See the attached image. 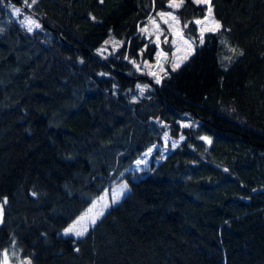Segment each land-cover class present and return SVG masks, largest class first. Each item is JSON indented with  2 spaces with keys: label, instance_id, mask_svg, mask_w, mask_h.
<instances>
[{
  "label": "trees",
  "instance_id": "trees-1",
  "mask_svg": "<svg viewBox=\"0 0 264 264\" xmlns=\"http://www.w3.org/2000/svg\"><path fill=\"white\" fill-rule=\"evenodd\" d=\"M168 1L0 0V252L29 264H264V0H182L160 25L173 19L182 36L174 59L161 44L157 82L144 66L156 45L139 30ZM209 5L220 27L201 32ZM183 117L195 127L179 129ZM164 132L182 141L130 179ZM121 180L127 192L83 236H61Z\"/></svg>",
  "mask_w": 264,
  "mask_h": 264
},
{
  "label": "rangeland",
  "instance_id": "rangeland-1",
  "mask_svg": "<svg viewBox=\"0 0 264 264\" xmlns=\"http://www.w3.org/2000/svg\"><path fill=\"white\" fill-rule=\"evenodd\" d=\"M194 3L198 4L196 0H192ZM182 0H169L167 6L170 10L167 12H158L154 17L148 20V22L139 30L143 37L151 36V40L156 45V54L152 63L145 66V71L155 80H159L161 75L164 72L165 67L169 68V61L166 59V56L163 54L161 49V44L168 42L171 50V59H174L177 55L175 48L174 40H178L182 36L180 28L173 21V19L166 25V27L160 28L161 24L167 23L168 20L172 17V12L178 8L173 5L181 4ZM207 4V3H203ZM208 8L205 11V16L200 19L202 23L197 24L194 21L196 27L201 32L203 31H212L215 30L216 25H211V19L207 15ZM33 21L29 16H22L19 19V24L26 30L32 31L35 30L36 23H29ZM31 29V30H29ZM166 32L167 35H163ZM168 36V38H167ZM176 38V39H175ZM108 45L112 48L117 46L116 41L113 38L108 40ZM108 50L104 45L99 48L98 52L100 54L106 53ZM179 129L182 128H194L196 122L193 120L183 117L177 122ZM182 141L181 135H177L175 138H172L168 135V132H164L160 138L159 143L153 144L148 147V149L143 152L126 170L128 177L134 179L139 177L144 173H147L150 170V166L158 164L163 160L170 151H172L180 142ZM123 180L117 181L112 184L109 188L101 192L81 213H79L73 220H71L60 232L61 236H69L72 238H79L73 233L65 234V229L73 225L75 221L81 217L95 216L96 221L98 218L112 205L118 202V200L127 192V186ZM119 193L118 199L113 202V195ZM91 210V212L89 211ZM99 213V215H97ZM93 224L89 222L88 229ZM0 264H29L25 259L21 258L18 251L12 247L6 248L0 252Z\"/></svg>",
  "mask_w": 264,
  "mask_h": 264
},
{
  "label": "snow or ice",
  "instance_id": "snow-or-ice-1",
  "mask_svg": "<svg viewBox=\"0 0 264 264\" xmlns=\"http://www.w3.org/2000/svg\"><path fill=\"white\" fill-rule=\"evenodd\" d=\"M32 4L36 3V0H31ZM197 3H208V0H196ZM25 3H27V0H25ZM29 7H31V5H28ZM174 7H179V4L173 5ZM20 9H15V12H19ZM209 14H211V6L209 5ZM29 23H34V21H29ZM197 24L202 23V21L197 20L196 21ZM36 27H39V25L37 24ZM216 27L219 28L220 25L217 23ZM31 30V29H29ZM175 67H178V65H175ZM157 82H159V80H157ZM122 187H126V186H122ZM118 195L119 193H115L112 197L113 202H115L118 199ZM91 212V210H89ZM99 215V213L97 214ZM89 222L91 224H95L96 222V217L95 216H88V217H81L80 219H78L77 221H75L73 223V225L69 226V228L65 229V234H69V233H73L74 235H76L77 237L79 236H83L84 233L88 230V224Z\"/></svg>",
  "mask_w": 264,
  "mask_h": 264
}]
</instances>
